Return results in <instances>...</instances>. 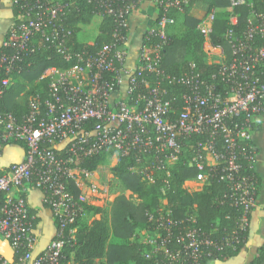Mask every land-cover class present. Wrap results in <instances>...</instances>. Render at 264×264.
<instances>
[{"label": "built area", "instance_id": "2783aa9c", "mask_svg": "<svg viewBox=\"0 0 264 264\" xmlns=\"http://www.w3.org/2000/svg\"><path fill=\"white\" fill-rule=\"evenodd\" d=\"M9 1L17 7L18 18L0 48V95L11 83L16 62L36 43L48 44L71 65L49 66L42 72L46 94L29 98L23 121L0 112V151L18 141L26 145L22 159L0 170V238L22 250L14 262L0 255V264H63L66 241H75L76 229L69 226L84 213L83 204L101 206L98 201L110 194L109 186L92 180L95 169L78 163L109 152L115 163L120 155L131 156L128 169L143 181H153L160 173L169 176L170 167L185 159L196 175L183 187L199 190L208 177L218 175L227 187L223 198L241 209L238 225L218 240L197 227L194 214L174 219L167 200L161 199L160 207L146 213L149 226L136 236L148 247L144 256L152 264H202L203 259L215 260L224 247H248L244 232L257 206L258 180L254 154L244 144L251 148L254 126L264 117V11L255 10L248 0H229L224 33L229 60L223 47L210 40L217 9L206 11L197 29L204 38L203 51L218 64L206 79L193 63L182 74L162 66L169 30L190 0H152L156 17L145 32L152 41L140 45L134 67L127 65L132 1ZM83 3L93 5V17L99 21L110 17L115 23L113 41L92 53L75 51L69 43L74 30L68 18L79 13ZM244 5L250 11L239 30L233 10ZM241 160L248 161L252 173ZM31 188L41 191L42 204L57 221L53 236L38 253V228L25 197Z\"/></svg>", "mask_w": 264, "mask_h": 264}, {"label": "trees", "instance_id": "16d2710c", "mask_svg": "<svg viewBox=\"0 0 264 264\" xmlns=\"http://www.w3.org/2000/svg\"><path fill=\"white\" fill-rule=\"evenodd\" d=\"M130 1L137 2V0ZM248 1L255 10L264 11V0ZM195 2L204 4L207 10L213 7L217 9L216 17L212 22L210 40L214 45L223 47L226 54L225 60H229L230 50L224 37L225 31L229 27L231 13L228 9L229 0H190V4ZM12 7L15 20L18 18L17 7L14 5ZM81 7L79 13H73L68 18L74 30L69 43L72 44L75 51L92 53L98 50L100 45L113 41L112 29L115 23L110 17L101 18L92 43H80L77 38L80 26L89 23L96 11L90 4L83 3ZM188 9L189 7L185 8L177 15L178 25L176 28L179 27V29L176 32L169 30V43L163 52L162 66L169 73L182 74L190 71V64L193 63L194 70L208 79L217 70L218 64L206 61L207 56L202 48L204 38L197 29L200 19L191 15ZM249 11L248 5L234 8L233 13L237 15V29L240 30L244 27ZM151 41V39L147 40L145 35L143 36L142 43ZM48 46L43 42L36 43L32 51L16 62V68L10 75L11 83L0 95L1 113L11 112L19 122L23 121L28 109L29 98L35 94L40 97L46 94L47 80L39 78L42 72L49 66L65 69L71 65L64 61L61 54ZM20 95L21 98L18 99ZM14 144L20 146L23 154L25 153L26 145L23 142L18 141ZM244 148L254 154L252 145L249 148L244 144ZM111 155V152L94 154L81 158L78 164L80 167L92 171L105 164ZM131 163V156L120 155L118 161L111 168L112 182L118 183L122 191L113 199L108 210L102 206L83 204L84 213L69 226L76 229L75 241H66L63 247V264H94L96 260L100 259L104 264H152V261L144 256L148 247L140 243L137 238L131 240V236L134 232L149 226L146 213L154 212L160 207V200L163 198L167 200L174 219L194 214L197 227L207 232L213 239L219 240L222 235L231 232L238 225L237 218L241 209L231 205L228 197L223 198L227 187L218 175L208 177L199 190L188 191L183 187L184 181L194 177L196 170L185 159L170 167L169 176L160 173L155 176L153 181H143L136 173H132L128 169ZM241 163L245 164L246 172L252 173L248 169V161L241 160ZM254 174L259 180L255 170ZM163 187L164 191L162 192L161 188ZM70 188L76 193L74 186H70ZM128 191L129 195H127ZM133 196L136 200L132 198ZM43 207L49 211L46 205ZM29 212L33 217V226L38 228L40 223L38 210L29 206ZM89 213H100L101 216L97 220L88 222L85 216ZM52 225L55 230L57 221L52 219ZM248 232L249 227L244 232L247 238ZM46 244L39 250L35 248V251L40 252ZM243 247L240 244H237L235 248L224 247L215 253V260L223 261L236 256ZM253 249L249 264H264V241ZM12 251L14 257L12 261L14 262L22 250L12 249ZM209 261L203 259L202 264H208Z\"/></svg>", "mask_w": 264, "mask_h": 264}, {"label": "crops", "instance_id": "0c3cea01", "mask_svg": "<svg viewBox=\"0 0 264 264\" xmlns=\"http://www.w3.org/2000/svg\"><path fill=\"white\" fill-rule=\"evenodd\" d=\"M207 9L202 3L195 2L189 6L188 12L198 19L204 17ZM156 17V10L152 0H137L135 7L131 12L128 24V42H127V65L136 66L138 49L143 42L145 32L153 25ZM179 22V20H178ZM14 23V11L9 0H0V46L8 28ZM178 24L170 29L176 32ZM21 98V95L18 99ZM251 145L254 147V169L259 178L257 188V206L251 211L248 247L241 248L238 255L223 261L210 260L208 264H249L253 255V247H257L264 241V117L258 120L251 134ZM23 158V151L17 144L6 145L0 151V170L6 167L10 162ZM26 200L30 207L38 210L40 223L38 225L39 239L36 249L49 241L53 236L54 226L52 218L47 209L42 204V193L37 189H29L26 194ZM0 255L12 261L13 251L7 241L0 238Z\"/></svg>", "mask_w": 264, "mask_h": 264}, {"label": "rangeland", "instance_id": "374dc122", "mask_svg": "<svg viewBox=\"0 0 264 264\" xmlns=\"http://www.w3.org/2000/svg\"><path fill=\"white\" fill-rule=\"evenodd\" d=\"M98 22H99V19L97 17H92L89 20V23L84 24V25L82 24L80 26V31L77 33V38L80 43H92L94 36L96 35V32H97ZM213 60H215V58H213L212 56H208L206 58L207 62H212ZM114 165H115V161L112 158H109L105 162V164L98 166L94 170L95 172L92 175L93 176L92 180L95 181V183H97L99 186L101 187L109 186L110 194L107 195L106 197H103L102 199L98 201V204L106 208L107 210L110 208V205L113 199L119 194H121V191H122V188L120 187L118 183L114 181L112 182L113 173L111 172V168ZM188 184L192 185L191 183H188ZM189 188L192 190L194 187L189 186ZM128 193L129 192H127V194ZM132 198L135 199V196H133ZM100 216H101L100 213H97V214L89 213V214H86L85 217L88 222H91L93 220L99 219ZM138 235H139L138 231L134 232V234L131 236V240L136 239V236ZM94 264H104V262L102 259H100V260H96Z\"/></svg>", "mask_w": 264, "mask_h": 264}]
</instances>
